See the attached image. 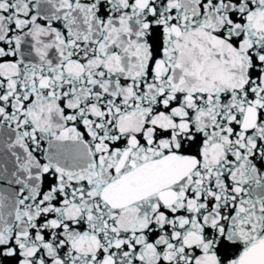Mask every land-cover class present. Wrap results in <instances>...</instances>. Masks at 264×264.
Returning <instances> with one entry per match:
<instances>
[{
    "label": "snow or ice",
    "instance_id": "obj_1",
    "mask_svg": "<svg viewBox=\"0 0 264 264\" xmlns=\"http://www.w3.org/2000/svg\"><path fill=\"white\" fill-rule=\"evenodd\" d=\"M0 264H264V0H0Z\"/></svg>",
    "mask_w": 264,
    "mask_h": 264
}]
</instances>
